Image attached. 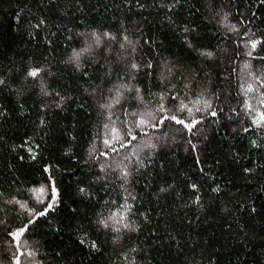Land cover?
<instances>
[{
  "label": "trees",
  "instance_id": "obj_1",
  "mask_svg": "<svg viewBox=\"0 0 264 264\" xmlns=\"http://www.w3.org/2000/svg\"><path fill=\"white\" fill-rule=\"evenodd\" d=\"M0 264H264V0H0Z\"/></svg>",
  "mask_w": 264,
  "mask_h": 264
},
{
  "label": "rangeland",
  "instance_id": "obj_2",
  "mask_svg": "<svg viewBox=\"0 0 264 264\" xmlns=\"http://www.w3.org/2000/svg\"><path fill=\"white\" fill-rule=\"evenodd\" d=\"M244 64H245L244 66L247 67V68H244V69L247 70V72L249 73V76H250V75L252 76L253 73H255V70H254V69H251V67L246 66L247 63H244ZM155 141H156V140H154V141H153V140L150 141V142H149V146H153V144L156 143ZM106 143H107V142H106ZM136 158H138V157H136Z\"/></svg>",
  "mask_w": 264,
  "mask_h": 264
},
{
  "label": "snow or ice",
  "instance_id": "obj_3",
  "mask_svg": "<svg viewBox=\"0 0 264 264\" xmlns=\"http://www.w3.org/2000/svg\"><path fill=\"white\" fill-rule=\"evenodd\" d=\"M31 75H33V76H35L36 75V72H32V73H30Z\"/></svg>",
  "mask_w": 264,
  "mask_h": 264
}]
</instances>
